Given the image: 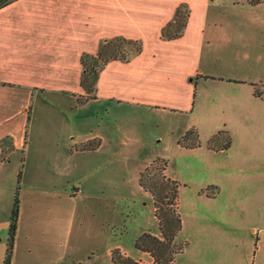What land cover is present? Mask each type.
Instances as JSON below:
<instances>
[{
  "label": "crops",
  "instance_id": "obj_1",
  "mask_svg": "<svg viewBox=\"0 0 264 264\" xmlns=\"http://www.w3.org/2000/svg\"><path fill=\"white\" fill-rule=\"evenodd\" d=\"M216 2L14 0L0 8V264L17 189L11 264H111L113 245H125L113 243L114 229L129 215L119 212L127 206L112 185L134 180L132 160L136 188L146 192L141 171L174 155L187 161L183 264H264V94L253 86L262 82L253 67L264 64V37L250 43L208 30L219 25L209 15ZM182 3L190 9L186 29L165 40L161 29ZM115 36L142 41V51L105 65L88 96L81 56ZM223 47H254L262 56L248 62L245 52L246 73L234 74L218 63ZM164 117L173 122L159 133ZM192 127L205 135L200 146L184 147L179 139ZM220 130L232 142L214 150L207 141ZM154 135L165 147L150 152ZM154 227L153 210L140 231ZM75 249L85 256L73 257Z\"/></svg>",
  "mask_w": 264,
  "mask_h": 264
},
{
  "label": "trees",
  "instance_id": "obj_2",
  "mask_svg": "<svg viewBox=\"0 0 264 264\" xmlns=\"http://www.w3.org/2000/svg\"><path fill=\"white\" fill-rule=\"evenodd\" d=\"M12 1L14 0H0V8ZM263 1L246 0V2L253 6ZM189 16L190 9L188 5L185 3L179 5L173 18L162 27L161 37L165 40H172L182 36L188 24ZM142 48L143 44L140 40H133L124 36H115L102 40L95 54L83 53L81 62L84 66V71L81 78V86L88 96L94 95L99 74L105 65L113 60L129 61L141 53ZM253 86L254 94L259 97L263 96V91L259 89L260 87L256 83H253ZM225 134L226 141L222 140V136ZM231 142V135L225 130H220L210 137L207 145L214 150H222L228 149ZM179 144L190 148L200 146L201 139L198 130L195 127L190 128L179 139ZM83 147H89V144ZM162 160L160 164L158 163L159 165L157 164L158 160L153 161V165L151 164L145 167L139 177L140 185L154 198L156 207L155 215L159 220L162 236L158 237L150 232H144L137 238L136 248L149 252L153 256L155 264H172L175 257L183 253L189 243L187 241H177V237L183 228L182 216L179 211L180 183L178 180L167 175L168 160ZM19 203L20 199L17 189L14 198L4 264H11L19 217ZM113 262L114 264H141L139 261L122 254L118 249L113 253Z\"/></svg>",
  "mask_w": 264,
  "mask_h": 264
},
{
  "label": "rangeland",
  "instance_id": "obj_3",
  "mask_svg": "<svg viewBox=\"0 0 264 264\" xmlns=\"http://www.w3.org/2000/svg\"><path fill=\"white\" fill-rule=\"evenodd\" d=\"M217 5V6H215ZM210 17L215 18L217 17V22H219V25H213L210 24L208 27L211 32H215L218 35L222 37L230 36L233 39H237L239 41H248L252 43L253 41L259 42L264 37V1L258 5H250L246 0H217V2L211 7L210 9ZM220 22H222V25H220ZM236 40L234 41L235 44ZM236 45V44H235ZM234 45V46H235ZM232 46V47H234ZM235 48H227L223 47L222 50L217 51L216 56L218 58V63H220L222 66H224V69H227L228 67H232V70L237 74V71H242V74L246 73L245 69H241V65H243V61L245 59L244 54L245 52H249V58L248 62L255 59H260L258 49L251 47V49H241L235 50ZM220 58V59H219ZM206 64V63H205ZM245 65L247 63H244ZM236 66V67H235ZM251 69V68H250ZM249 69V73H251ZM253 72L255 76H259V79L262 80V82H257L256 84L259 89L263 91L264 94V64L263 63H256L253 67ZM259 80V81H260ZM200 87V86H199ZM88 95V94H86ZM85 98V97H83ZM81 98L80 100H83ZM128 106L122 107V112H124L127 115H131L132 112L127 109ZM178 119H176L175 122H177ZM160 121V131L159 133H164L169 129V124L173 122V118L164 117L162 119H159ZM188 122V120H187ZM184 119L180 120L177 125L180 127L183 126ZM197 129V128H196ZM189 129H187L188 131ZM198 130V129H197ZM154 132H156V129H154ZM211 131H208L210 133ZM186 133V131H185ZM200 139H203V135L205 133H202L198 130ZM210 135V134H208ZM167 140L168 135H165ZM152 139V144L149 143L147 145V149L150 150V152L153 151V148L157 149L158 151L162 150L165 147L164 141H157L155 135L150 136ZM155 138V139H154ZM222 140L226 141V134L222 136ZM182 159V158H181ZM158 160V161H157ZM157 164L161 163L163 160L162 158H158ZM162 160V161H161ZM161 161V162H160ZM152 163L149 164V166ZM156 164V163H155ZM156 164V165H157ZM158 164V165H159ZM153 165V164H152ZM168 165L169 168L173 171H170L174 174V179L178 180L180 183V189H179V202L182 203L183 207L184 205H187V161H182L180 163V159L178 156L174 155L173 161L170 157H168ZM127 175L129 178H133L134 180H131L129 182H122L113 184V188L116 190H113V195L120 196V202L122 206H127V209L124 211H119L123 214L129 213L128 217H126L127 225H124L123 227H120L122 229H114L113 232V243H124L123 247H116L113 245L111 248V251L109 252V256L111 258V264H114L113 262V253L116 249L120 250L122 254L131 257L137 261H139L141 264H155L153 256L149 252L142 251L138 248H136V240L137 238L143 234L144 232H150L158 237L162 236L160 226L158 228H150L145 229L143 232L140 231L141 228V222L143 221L146 223L147 219L150 217L151 214L156 212V207L154 203V198H151L148 193L144 191H138L136 188L137 183V173L135 174L134 169V161L128 160V170ZM64 179L67 180L66 175L63 176ZM18 185V184H17ZM125 197H130L128 199H124ZM124 204V205H123ZM13 207H14V201H13ZM180 213L181 208L179 209ZM133 214V215H132ZM158 219V218H157ZM159 223V220H158ZM147 228V227H146ZM178 242H185L187 239H185V232L180 231L178 237ZM73 257H83L85 256L83 249H75V252L72 254ZM187 258V247L185 248L184 252L181 254H178L175 257V260L172 264H183L185 262V259ZM104 264V263H103ZM107 264V263H105Z\"/></svg>",
  "mask_w": 264,
  "mask_h": 264
}]
</instances>
